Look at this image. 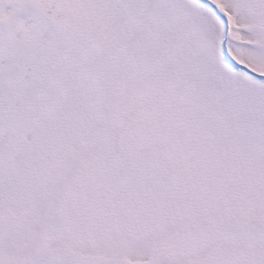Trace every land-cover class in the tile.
Segmentation results:
<instances>
[{
    "label": "snow or ice",
    "instance_id": "6c2138e0",
    "mask_svg": "<svg viewBox=\"0 0 264 264\" xmlns=\"http://www.w3.org/2000/svg\"><path fill=\"white\" fill-rule=\"evenodd\" d=\"M0 264H264V0H0Z\"/></svg>",
    "mask_w": 264,
    "mask_h": 264
}]
</instances>
